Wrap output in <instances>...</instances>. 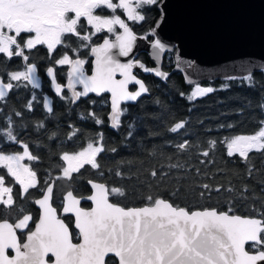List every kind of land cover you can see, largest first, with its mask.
Masks as SVG:
<instances>
[{
    "label": "snow or ice",
    "instance_id": "6c2138e0",
    "mask_svg": "<svg viewBox=\"0 0 264 264\" xmlns=\"http://www.w3.org/2000/svg\"><path fill=\"white\" fill-rule=\"evenodd\" d=\"M159 2L0 0V54L8 60L19 57L24 62V70L7 73V82L0 77V102L5 101L10 92L22 82L34 88L40 87L36 75L37 65L28 63L30 57L25 50L46 46L51 56L58 46H64L76 53V58L65 51L55 60V64L70 66L66 87L72 90L74 101L89 93L100 95L110 92L111 121L114 127H118L125 111L121 109V103L136 101L148 92L145 83L133 74V68L138 65L145 71L152 70L139 61L121 62L117 57H128L138 39L129 22H144L146 6H156ZM98 9L111 10V14H97ZM118 9L122 10L125 18L116 14ZM85 27H90L92 31H85ZM104 31L114 36V39L105 37L102 43L92 44V37ZM150 34L155 35V29ZM72 37L77 38L76 47L70 42L66 43V38ZM152 47L163 51L165 45L156 39ZM81 48H90L94 57L91 75H86L84 71L88 61L80 58ZM47 73L53 78L56 93L60 94L63 86L55 82L54 69L49 67ZM155 73L167 77V73L159 70H155ZM117 74L121 79H117ZM133 83L139 88L129 91V85ZM76 84H82L83 91H76ZM213 91L211 87L197 85L188 99L195 100ZM26 107L32 109L31 100ZM44 107L49 113L53 112L47 98ZM14 115L22 117L23 114L17 111ZM89 115L95 118V113ZM95 122L102 123L99 119ZM13 124L9 116L6 124L0 126V132L5 134L7 141L22 146V151L15 152L0 148V169L6 170L5 174H0V207L6 211V217L0 219V264H115L114 261H106L109 254L118 259V264H264V197L254 199V206H248L247 215L235 214L233 207L227 210L212 206L193 209L180 206L173 197L178 198L181 191H184L187 197L204 198L207 193V198L211 199L213 191L218 194L223 191L232 196L236 190L233 187H213L205 183L199 186L203 190L197 191L192 185H179L178 179V186L173 190L159 188L155 195L150 191L143 197L146 201L144 206L140 207H127L119 201L113 202L119 197H125L126 192L121 187L110 186L108 182L88 180L91 194L87 196L78 197L72 190L67 191L61 207L63 214L74 216V227L79 238V242L74 243L73 232L53 206V183L44 181L45 187L40 189L41 198L34 200L39 205L38 220L32 214H25L23 207H17V197L25 198L30 189L39 187L40 181L37 171L24 163L25 159L36 161L38 157L29 150L28 143L14 134ZM185 124V121L176 122L170 131L177 133ZM261 125L254 134L226 138L224 143L227 155L232 157L238 154L247 161L253 150H264V121ZM40 126L43 127L42 122ZM72 136H75V132ZM209 143L215 147L217 141ZM174 147L179 152H186L190 144L184 139ZM106 150L103 135L99 134L97 139L89 140L80 150L71 153L64 151L59 156L64 166L60 169L58 179L71 181L73 174L80 173L86 165L100 170L102 166L98 163V157ZM110 151L116 152L117 149L112 148ZM202 155L207 157L209 152L204 151ZM168 167L175 169L183 168L184 165L175 163ZM116 175L122 173L117 171ZM150 175L158 177V171L153 169ZM5 176L13 178L14 184L19 185L18 192H14V186H10ZM159 180L170 181L171 177L161 169ZM147 187L151 190L153 185L148 183ZM247 191V186H244V190L238 193L241 199H253L245 196ZM82 200L91 202L92 206L81 207ZM14 208L18 215L10 222L8 217ZM30 222L34 224V230ZM21 236H25L24 242H21ZM9 250L14 254L9 255Z\"/></svg>",
    "mask_w": 264,
    "mask_h": 264
},
{
    "label": "trees",
    "instance_id": "16d2710c",
    "mask_svg": "<svg viewBox=\"0 0 264 264\" xmlns=\"http://www.w3.org/2000/svg\"><path fill=\"white\" fill-rule=\"evenodd\" d=\"M145 15L144 22L133 25L139 34L148 33L152 28L159 15L158 6H146ZM147 36L152 37L151 34ZM33 54L40 58L43 51L36 47ZM138 60L152 64L146 52H141ZM173 62V51H168L163 63V68L168 71L165 79L138 72L148 92L136 102L123 107L125 111L121 115V124L116 128L110 127L107 121L105 113L108 106H103L99 101L93 106L97 119L102 121L97 124L95 118L86 114L91 105L85 103V100L81 99L77 104H66L65 108L68 110L64 112L61 109L55 112L56 115L44 116L41 114L40 104L34 105L33 110L29 111L23 108L32 96L29 85H20L13 89L6 100L0 102V126L6 124L9 116L14 121V134H18V138L24 143H28L29 150L38 157L36 161L29 163L37 171L40 181L39 187L30 189L25 198L17 197V207H23L25 213L31 212L37 218L39 210L34 200L41 195L40 189L45 187L44 181L50 182L52 179L53 204L58 209L62 205L63 194L69 189L78 196L89 194V178L123 188L126 196L113 200L121 202L123 206L143 205L146 202L143 197L150 191L155 195L159 188L173 190L178 186V179L179 185H192L197 191H202L199 186L205 183L213 187H233L236 190L232 196L223 191L219 194L213 191L211 199L207 198V193L204 198H199L187 197L181 191L178 198L173 197L180 206L193 209L212 206L219 210L233 207L235 212L249 214L248 206H254V199L264 197V150H253L245 161L238 154L229 157L224 141L235 135L255 133L262 126L264 69L243 78L203 81L212 83L214 91L190 100L188 90L191 84L185 81L181 71H171ZM20 64L19 57L12 60L5 57L0 62V72ZM17 111L23 114L22 117L14 115ZM79 120L82 123L81 131L72 136L67 122ZM181 121L186 122L185 127L177 133L171 132L170 128ZM41 122L43 127L40 126ZM53 133L56 135L53 136ZM99 134L103 135L104 146L108 149L98 157L101 169H92L86 165L80 173L73 174L71 181L58 179L60 169L64 166L59 156L64 151L79 150L86 141L97 139ZM184 139L189 141L190 147L186 152H179L174 145ZM0 141H3L0 148L5 150H16L19 146L15 142L7 141L3 132H0ZM210 141H217L215 147L210 145ZM112 148L117 151L111 152ZM204 151L209 152L207 157L202 155ZM175 163H181L184 167L169 169L168 165ZM153 169L158 171V177L150 175ZM161 169L171 177L170 181L159 180ZM117 171L122 175L117 176ZM5 172L6 170L0 169V174ZM5 179L10 186H14V192L19 191V185L14 184L13 178L5 176ZM148 183L153 185L151 190L147 187ZM244 186L248 188L245 196L253 199L240 198L238 193L244 190ZM165 198L168 196L165 195ZM89 204L82 202L83 206ZM17 215L14 208L8 218L15 220ZM5 217L6 211L0 207V219ZM64 218L70 225L73 236L77 234L72 218ZM108 260L116 263L114 256H109L106 261Z\"/></svg>",
    "mask_w": 264,
    "mask_h": 264
},
{
    "label": "water",
    "instance_id": "95a60500",
    "mask_svg": "<svg viewBox=\"0 0 264 264\" xmlns=\"http://www.w3.org/2000/svg\"><path fill=\"white\" fill-rule=\"evenodd\" d=\"M157 6L159 15L152 28L145 34L136 33L138 39L133 47V52L128 57H117L121 62L139 61L146 68L152 70L145 71L137 65L133 68L134 75H136L134 70L138 69L144 74H152L157 78L165 79V76H157L155 70L168 75V71L163 68L164 57L168 51H173L174 62L171 71H181L188 84L216 78H243L264 69V0H160ZM157 25L159 26L157 27ZM152 29H155V35L151 34L152 37L148 38L147 35L151 33ZM145 36L147 39H144ZM110 39H114V36ZM156 39H160L165 45L163 51L152 47ZM140 52H146L152 64L149 65L136 59ZM91 72L86 75H91ZM117 79H121L119 74H117ZM138 88L137 85L136 89L129 88V91H136ZM105 93L110 96L109 125L114 127L110 116L111 93ZM144 94L146 93L142 95ZM45 98L51 103L48 96ZM136 101L122 102L121 107L123 103ZM89 180L104 182L96 179ZM49 183L54 184V180ZM90 194L91 191L87 195ZM74 195L76 194L74 193ZM39 198L41 195L35 199ZM84 201L89 202L82 200L81 207L90 208L92 206L91 202H89V206H83L82 202ZM35 206L39 210V205L35 204ZM53 206L56 207L54 204ZM140 206H144V204L127 207ZM57 210L63 219L64 215H71L74 226L72 214H63L62 207ZM235 214L247 215L238 212ZM13 221L10 219V222ZM31 226L34 230V224ZM69 228L71 230L70 225ZM18 235H20L19 231ZM25 236L21 242H24ZM73 242L78 243L79 238ZM13 254L9 250V255ZM109 256L114 255L109 254ZM116 260V264H118V259L116 258Z\"/></svg>",
    "mask_w": 264,
    "mask_h": 264
},
{
    "label": "flooded vegetation",
    "instance_id": "af4514ba",
    "mask_svg": "<svg viewBox=\"0 0 264 264\" xmlns=\"http://www.w3.org/2000/svg\"><path fill=\"white\" fill-rule=\"evenodd\" d=\"M114 2H115V0H114ZM97 14L109 15V14H111V10L98 9ZM116 14L122 15V10L118 9ZM122 18H125V17L122 15ZM82 23H85V22L82 20ZM129 23H130V26L133 27L134 23L133 22H129ZM84 30L89 32V33L92 31V29L90 27H85ZM117 30L122 31L119 28H117ZM133 31L135 33H137L134 30V28H133ZM137 34H139V33H137ZM105 37L111 38L113 36L111 34H108L106 31H104V32L98 33L97 35L93 36L91 43L92 44H99L103 41V39ZM69 42L72 43L73 47H76L78 41H77V38H75V37L66 38V43H69ZM81 43H88V42H81ZM37 47H40L43 51V54L40 58L36 57L33 54L34 49L33 50H25V51H26V54H28L30 57L28 63L31 62V63H35L37 65V72L36 73H37V77H38V80L40 83V87L34 88L31 84H28L27 82H22L20 84V85L27 84L32 89V96H30L28 98V102L30 100L32 101V109L31 110H33L34 105L36 106L37 104H40V107H41L40 110H41L42 115H44V116L53 115V114L56 115L57 114V113H55L56 111H59L62 109L63 110L62 112H64L65 110H68V108L67 109L65 108L66 104H74V103L77 104L82 99V100H85V103H88L91 105L90 108L88 109L87 113H86L87 115H89V113H95L93 106L99 101V102H101V104L103 106H108V110L106 111L105 114H106L107 121H109V117H108V114L110 111V96H109V94L108 93H101L100 95H97L96 93H91L85 97H80L79 99H76L74 101L72 90H70L66 87L67 82H68V72L70 71V66L69 65H56L55 64V60L59 59L65 51H68V54L70 56H72L73 58H76L77 54L69 51L64 46H58L57 50L54 51L51 56H49V53L47 51L46 46H37ZM79 56H80V58H83L86 61H88L84 65V71H85V73H90L92 71V61L94 60V57L91 55L90 48H81L80 52H79ZM4 59H5V57L2 54H0V62L3 61ZM136 59H138V56ZM20 60H21L20 66H14V67H12V69H7V70H5V72H0V77L4 78L5 82H7V73L8 72H11L14 70H19V69L21 71L24 70V67H23L24 62L22 61L21 58H20ZM134 60H135V58H134ZM49 67H52L54 69L55 82L59 83L63 86L62 92L60 94L56 93L55 83L53 82V78H52V76H49L47 73V69ZM134 72L138 78L142 79V77L138 75V72L144 73L143 71L137 69V70H134ZM82 87H83L82 84H76V86H75L76 91H82ZM129 88L131 90H134L137 88V85L130 84ZM35 95H38V97H36ZM33 96L35 97L34 100H33ZM46 96H48L51 100V106L53 108L52 113H49L47 111V109L44 107V100H45ZM126 104H129V103H123L121 109H123V107ZM26 105H24L23 108L25 110L29 111V109H27ZM123 113H122V115H123ZM87 115H85V116H87ZM95 119H97L96 113H95ZM67 123H68V127H70V131H72V133L73 132L79 133L81 131V124L82 123L80 120L79 121H69ZM87 142L88 141H86L83 146H85ZM75 151H77V150H75ZM71 152H74V151H71ZM89 179H91V178H89ZM52 180H54V179H52ZM89 205H87V206H89ZM63 217H66L67 219L72 218V221H73V217L71 215H64ZM65 221H67V220L65 219ZM22 237H24V236H22ZM74 238H75L74 240H77V238H78L77 234L74 235ZM21 240H23V238H21ZM116 263H117V260H116Z\"/></svg>",
    "mask_w": 264,
    "mask_h": 264
},
{
    "label": "rangeland",
    "instance_id": "374dc122",
    "mask_svg": "<svg viewBox=\"0 0 264 264\" xmlns=\"http://www.w3.org/2000/svg\"><path fill=\"white\" fill-rule=\"evenodd\" d=\"M19 70H20V69H19ZM224 79H225V78H224ZM197 85H199L200 87H211V88H213V86H214L212 83H203V82L192 83L191 86L189 87V90H188V95H189V96L191 95L192 91L195 89V87H196ZM252 134H254V133H252ZM240 135H241V134H240ZM245 135H247V134H245ZM233 137H234V136H233ZM18 145H19V144H18ZM19 147H20V148H19ZM6 151H9V152L22 151V146L19 145L18 148H17L16 150H12V151H11V149H10V150H6ZM24 163H28V164L30 165V163H29V161H28L27 159H25ZM30 166H31V165H30Z\"/></svg>",
    "mask_w": 264,
    "mask_h": 264
},
{
    "label": "bare ground",
    "instance_id": "6f19581e",
    "mask_svg": "<svg viewBox=\"0 0 264 264\" xmlns=\"http://www.w3.org/2000/svg\"><path fill=\"white\" fill-rule=\"evenodd\" d=\"M31 63V62H30ZM31 213V212H30Z\"/></svg>",
    "mask_w": 264,
    "mask_h": 264
}]
</instances>
